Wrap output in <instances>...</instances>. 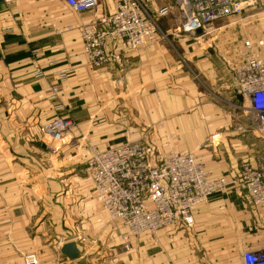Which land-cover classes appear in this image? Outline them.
<instances>
[{"label":"crops","instance_id":"1","mask_svg":"<svg viewBox=\"0 0 264 264\" xmlns=\"http://www.w3.org/2000/svg\"><path fill=\"white\" fill-rule=\"evenodd\" d=\"M119 1L77 12L67 0H0V264H25L30 253L38 264H244L247 252L264 247V207L238 184L198 206L192 224L132 238L87 175L92 150L136 140L161 153L195 152L213 177L231 180L244 162L264 159V131L237 107L234 70L245 46L232 32L175 36L174 10L159 24L177 55L161 39L136 51L108 39L107 52L122 61L95 65L81 32L93 23L107 32L103 20ZM175 1L147 6L156 16ZM53 86L60 91L51 99ZM58 116L74 125L54 154L42 129ZM69 241L81 251L77 260L61 253Z\"/></svg>","mask_w":264,"mask_h":264},{"label":"built area","instance_id":"2","mask_svg":"<svg viewBox=\"0 0 264 264\" xmlns=\"http://www.w3.org/2000/svg\"><path fill=\"white\" fill-rule=\"evenodd\" d=\"M67 4L83 12L95 8L96 0H67ZM246 8L264 9V0H176L160 8L156 16L147 11L143 0H120L103 20L107 32L97 23L83 28L84 50L98 66L121 62L118 54L107 52L108 39L128 50L148 47L165 34L159 18L174 10L179 13L174 35L197 40L215 32L218 21L240 15ZM244 46V58L234 70L235 88L242 102L237 107L253 114L264 131V55L255 52L251 40L244 41ZM59 91L53 86L50 98H56ZM56 108L61 109L59 105ZM73 125L70 117H55L43 126V136L57 147L69 137ZM218 136L213 135L211 140ZM90 176L110 218L120 222L134 238L173 225L192 224L194 210L233 183L245 189L254 205L264 207V159L256 166L244 162L240 178L231 180L228 176L213 177L195 152L173 148L161 153L146 141L136 140L94 150ZM38 261L36 254L24 255L25 264ZM244 264H264V247L247 252Z\"/></svg>","mask_w":264,"mask_h":264},{"label":"rangeland","instance_id":"3","mask_svg":"<svg viewBox=\"0 0 264 264\" xmlns=\"http://www.w3.org/2000/svg\"><path fill=\"white\" fill-rule=\"evenodd\" d=\"M143 1L145 2V7L147 11L151 14L152 12L150 8L148 9V6H147L148 0H143ZM261 10H257L255 8L253 9L246 8L240 15H235L230 18H225V20L223 19V21H218L215 24V28L218 30L213 32L211 35H209V38L210 37L215 38L216 34H217V37L220 38L221 36H224V34H226L227 32H232L236 42L240 43L243 48H244V45H243L244 41L251 40L254 44L255 52L258 53L259 55L264 54V9H261ZM221 26H225V29L223 28L222 30H219ZM164 33H165L164 35L160 36L162 42L166 43L167 46L171 48V50H172V47L179 49L177 42L172 38V36L169 35L165 31ZM214 40L217 42V39H214ZM172 52L174 53V55H177L173 50ZM190 67L192 66L190 65ZM61 146L62 144L57 147H54L53 145L49 143L50 148L51 147H53L52 149L55 148L54 151L52 150L54 154L59 152ZM92 154H94V150H92L91 152V157L89 158V164L87 166L88 176H90L91 163H92V157H93ZM125 249L127 250L129 249L127 245L125 246ZM36 256L39 260V257L37 254Z\"/></svg>","mask_w":264,"mask_h":264},{"label":"water","instance_id":"4","mask_svg":"<svg viewBox=\"0 0 264 264\" xmlns=\"http://www.w3.org/2000/svg\"><path fill=\"white\" fill-rule=\"evenodd\" d=\"M198 33L202 34V31L199 30ZM61 253L70 260H77L81 257V251L75 241L66 242L61 248Z\"/></svg>","mask_w":264,"mask_h":264},{"label":"bare ground","instance_id":"5","mask_svg":"<svg viewBox=\"0 0 264 264\" xmlns=\"http://www.w3.org/2000/svg\"><path fill=\"white\" fill-rule=\"evenodd\" d=\"M93 155V154H92Z\"/></svg>","mask_w":264,"mask_h":264}]
</instances>
